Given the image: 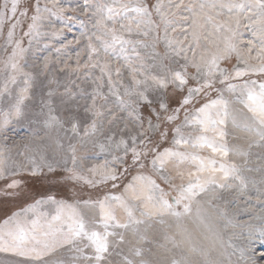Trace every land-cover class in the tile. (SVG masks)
Returning <instances> with one entry per match:
<instances>
[{
  "label": "snow or ice",
  "instance_id": "snow-or-ice-1",
  "mask_svg": "<svg viewBox=\"0 0 264 264\" xmlns=\"http://www.w3.org/2000/svg\"><path fill=\"white\" fill-rule=\"evenodd\" d=\"M0 204V264H264V0H0Z\"/></svg>",
  "mask_w": 264,
  "mask_h": 264
},
{
  "label": "rangeland",
  "instance_id": "rangeland-1",
  "mask_svg": "<svg viewBox=\"0 0 264 264\" xmlns=\"http://www.w3.org/2000/svg\"><path fill=\"white\" fill-rule=\"evenodd\" d=\"M73 31L76 32V31H78V29H74ZM67 36L69 39H71L73 37V33H67ZM20 131H21V134H23L22 130H20ZM29 185H30V188L33 192H39V191L44 190V186L41 185V183H39V182L29 181ZM6 207H9V205L0 204V216L3 215V210ZM256 248H257V254H259L260 252H264V245L257 243ZM0 258H5L4 254H0Z\"/></svg>",
  "mask_w": 264,
  "mask_h": 264
}]
</instances>
